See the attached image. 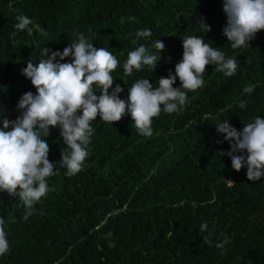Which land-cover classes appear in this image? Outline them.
Listing matches in <instances>:
<instances>
[{"label":"trees","instance_id":"obj_1","mask_svg":"<svg viewBox=\"0 0 264 264\" xmlns=\"http://www.w3.org/2000/svg\"><path fill=\"white\" fill-rule=\"evenodd\" d=\"M222 2L0 0V128L4 118L21 114L17 105L25 92L36 93L21 71L27 61L47 59L43 48L62 51L75 40L74 33L83 32L94 47L116 56L119 65L111 73L109 93L119 84L124 91L118 95L125 100L137 79L147 78L157 87L160 77L170 70L174 74L186 35L205 36V43L238 63L232 77L207 65L204 86L187 92L188 102L178 113L154 117L151 137L140 135L127 113L113 124L97 116L89 155L75 175L61 167L67 146L59 128H50L44 139L56 175L47 178L50 191L33 206L32 215L25 220L19 197L0 192V218L10 245L0 264H264V177L252 182L246 166L234 171L230 158L220 153L229 150V143H218L223 134L216 131L225 120L239 131L253 117L264 118V31L249 46L232 49L223 35ZM20 15L38 23L46 35L17 30ZM200 17L210 32L200 28ZM145 28L152 35L136 39L135 32ZM157 39L165 50L155 70L144 66L126 76L127 53L140 44L157 53L152 47ZM251 85V93L243 91ZM179 86L177 78L173 87ZM241 101L246 102L243 109ZM204 222L208 230L201 232ZM210 233L211 246L204 243ZM224 237L229 243L217 248Z\"/></svg>","mask_w":264,"mask_h":264},{"label":"clouds","instance_id":"obj_2","mask_svg":"<svg viewBox=\"0 0 264 264\" xmlns=\"http://www.w3.org/2000/svg\"><path fill=\"white\" fill-rule=\"evenodd\" d=\"M222 11L226 16L223 35L232 49L249 46L256 34L264 31V0H223ZM16 19L17 30L27 29L31 34L35 29L46 35L44 29L27 16L20 15ZM200 28L204 34L211 31V26L204 22L203 17H200ZM74 35L75 40L62 51L43 48L41 54L47 55V59L41 58L38 64L31 59L27 61L21 71L36 93L25 92L17 105L18 110H22L21 114L14 120H2L0 192L19 197L26 210L25 220L32 215L33 206L50 191L47 178L56 175L55 163L48 158L50 147L44 139L50 134V128H59L60 137L67 146V150L60 154L61 167L66 169L67 175H75L83 170L89 155L88 145L93 133L91 123L97 116L113 124L127 113L137 132L151 137L154 117L161 112L178 113L188 102L187 92H195L204 86L203 75L207 65H214L215 70L226 77L234 76L238 68L236 58H226L219 48L205 43V36L186 35L181 40L182 58L175 64L174 74L170 70L166 78L160 77L157 87H153L147 78L137 79L127 89L125 100L118 95L124 91L119 84L109 93L114 82L111 73L119 65L116 56L105 47H94L83 32ZM134 35L136 39H147L152 32L145 28ZM136 39L132 40L133 44ZM152 47L158 54L150 53L144 44L127 53L123 65L126 76L144 66L155 70L165 44L157 39ZM69 57L70 62H61ZM177 78L180 86L173 87ZM254 88L255 85L247 86L243 91L251 93ZM239 107L245 108L246 102L241 101ZM216 131L223 134V141L218 143H229V150L220 153L230 158L231 168L239 172L246 166L249 181L261 180L264 177V118L253 117L252 122L243 123L239 131L225 120L216 125ZM4 224L5 220L0 218V256L10 251ZM207 230V222L202 223L200 231ZM107 235L110 237L112 234L109 232ZM210 236L211 233L204 237V243L211 246L213 241ZM227 243L229 238L224 237L215 246L223 249ZM109 247H114V243H110Z\"/></svg>","mask_w":264,"mask_h":264}]
</instances>
